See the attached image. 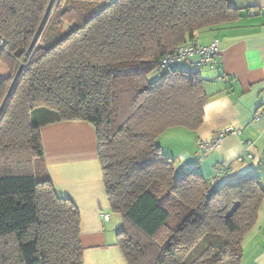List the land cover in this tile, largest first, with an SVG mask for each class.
I'll use <instances>...</instances> for the list:
<instances>
[{
  "label": "trees",
  "instance_id": "1",
  "mask_svg": "<svg viewBox=\"0 0 264 264\" xmlns=\"http://www.w3.org/2000/svg\"><path fill=\"white\" fill-rule=\"evenodd\" d=\"M0 0V264H83L80 214L47 174L40 127L90 122L128 264H241L264 200L256 175L214 187L157 138L197 129L201 69L160 60L238 19L227 0ZM182 61V62H184ZM177 63V62H175ZM17 74V75H16ZM16 75L13 86L7 89ZM6 92V93H5Z\"/></svg>",
  "mask_w": 264,
  "mask_h": 264
},
{
  "label": "crops",
  "instance_id": "2",
  "mask_svg": "<svg viewBox=\"0 0 264 264\" xmlns=\"http://www.w3.org/2000/svg\"><path fill=\"white\" fill-rule=\"evenodd\" d=\"M227 2L239 9L238 19L195 37L202 44L218 39L214 68L201 69L207 71L201 76L208 96L202 123L195 130L169 127L157 143L177 167L192 168L214 187L251 175L264 187V0ZM227 126L237 132L226 134L218 147L198 146L199 140L211 143L216 131ZM40 134L47 174L79 210L83 264H128L117 244L122 218L107 200L94 126L56 120L43 124ZM215 168L222 170L217 180ZM241 264H264V200L255 224L243 235Z\"/></svg>",
  "mask_w": 264,
  "mask_h": 264
},
{
  "label": "built area",
  "instance_id": "3",
  "mask_svg": "<svg viewBox=\"0 0 264 264\" xmlns=\"http://www.w3.org/2000/svg\"><path fill=\"white\" fill-rule=\"evenodd\" d=\"M2 40L0 39V43ZM218 53V39H212L207 45H197L194 42H189L188 44H182L178 46L172 53L165 55L159 62V67L164 69L170 64L175 62L184 61L193 56H196V61L192 64L191 69L196 70L202 67L214 68L215 62L214 57ZM264 113V107L262 109ZM237 130L232 126L224 127L221 130L216 131L214 139L211 143H206L204 141H198V146L204 150H211L219 146L223 137L228 133H236ZM249 157L251 155H248ZM222 170L219 168L214 169V179L220 178Z\"/></svg>",
  "mask_w": 264,
  "mask_h": 264
},
{
  "label": "rangeland",
  "instance_id": "4",
  "mask_svg": "<svg viewBox=\"0 0 264 264\" xmlns=\"http://www.w3.org/2000/svg\"><path fill=\"white\" fill-rule=\"evenodd\" d=\"M180 67V68H185L184 64L182 63V61L180 62H177V63H174L173 66L174 67ZM0 68L2 69H5L4 71L6 72L4 75H0L2 77H6L8 76L9 72H8V69L7 67L0 61ZM201 75H207V71L205 70H202L201 71ZM12 82V81H11ZM11 84V83H10ZM9 89V88H8ZM7 89V90H8ZM6 93V92H5ZM263 181H261L262 183ZM263 185V184H262ZM151 259H152V254L151 253H148L145 257L142 258V260L140 261L141 264H151Z\"/></svg>",
  "mask_w": 264,
  "mask_h": 264
},
{
  "label": "water",
  "instance_id": "5",
  "mask_svg": "<svg viewBox=\"0 0 264 264\" xmlns=\"http://www.w3.org/2000/svg\"><path fill=\"white\" fill-rule=\"evenodd\" d=\"M50 5H51V0H50V2H49V5H48V7H47V10H46V12H45V14H44V16H43V19H42V21H41V23H40V25H39V28H38V30H37V32H36L34 38H33V41H32V43H31V45L34 43L35 39L37 38V36H38L40 30L42 29V27H43V25H44L45 19H46L47 15H48V12H49V10H50ZM16 75H17V74H16ZM16 75H15V76L13 77V79H12V82H11V84H10V86H9V89H8V91H7V94H8V92L10 91L11 87H12L13 84H14V81H15Z\"/></svg>",
  "mask_w": 264,
  "mask_h": 264
}]
</instances>
